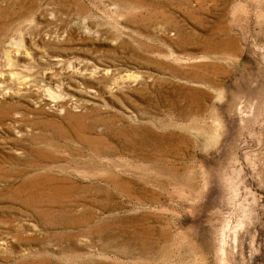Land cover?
<instances>
[{
  "label": "rangeland",
  "instance_id": "374dc122",
  "mask_svg": "<svg viewBox=\"0 0 264 264\" xmlns=\"http://www.w3.org/2000/svg\"><path fill=\"white\" fill-rule=\"evenodd\" d=\"M0 264H264V0H0Z\"/></svg>",
  "mask_w": 264,
  "mask_h": 264
}]
</instances>
